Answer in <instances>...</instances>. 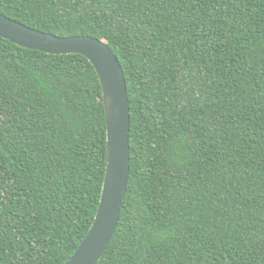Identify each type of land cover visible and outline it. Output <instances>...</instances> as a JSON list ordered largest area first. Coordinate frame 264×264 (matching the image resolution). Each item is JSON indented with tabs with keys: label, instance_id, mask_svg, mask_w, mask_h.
<instances>
[{
	"label": "trees",
	"instance_id": "1",
	"mask_svg": "<svg viewBox=\"0 0 264 264\" xmlns=\"http://www.w3.org/2000/svg\"><path fill=\"white\" fill-rule=\"evenodd\" d=\"M105 8L0 0L1 14L37 31L104 41L130 88L129 180L143 199L126 195L121 219L139 215L141 239L130 245L119 222L97 264H264V0H188L181 7L133 0ZM61 15L73 23L71 31L54 24ZM149 46L156 68L145 87V77L133 75L140 62L129 64L126 52ZM0 50L24 71L20 79L7 74L3 89L10 115L0 116V264H66L87 237L102 196L108 148L101 82L82 55L48 54L2 38ZM57 61L61 72L40 71ZM69 69L72 85L63 75ZM73 86L79 107L91 104L100 119V132L88 124L79 140L80 129L63 120ZM101 136L103 168L87 172L82 149L91 152ZM70 164L78 172L79 218L56 235L30 234L50 218L38 194L61 190ZM31 248L43 255L27 257Z\"/></svg>",
	"mask_w": 264,
	"mask_h": 264
},
{
	"label": "water",
	"instance_id": "2",
	"mask_svg": "<svg viewBox=\"0 0 264 264\" xmlns=\"http://www.w3.org/2000/svg\"><path fill=\"white\" fill-rule=\"evenodd\" d=\"M0 38L17 46L48 54L82 55L96 69L102 92L103 89L105 92L103 101L110 133V164L106 190L100 200V211L98 209L87 237L66 264H97L115 236L124 197L126 198L128 174L130 176V102L119 60L108 45L99 39L90 36L58 37L27 27L1 13ZM117 171L119 185L114 191L113 180Z\"/></svg>",
	"mask_w": 264,
	"mask_h": 264
},
{
	"label": "snow or ice",
	"instance_id": "3",
	"mask_svg": "<svg viewBox=\"0 0 264 264\" xmlns=\"http://www.w3.org/2000/svg\"><path fill=\"white\" fill-rule=\"evenodd\" d=\"M41 3L45 2V0H40ZM76 3H81L83 5H90V4H96L97 6L104 5L106 6L105 9H114L120 7L121 4L125 3H131L133 0H75ZM136 3H142L143 0H134ZM157 3L164 5V6H170L172 4H175L177 7L181 6H187L188 0H156ZM231 3H236V0H230ZM108 20L109 24L113 23V20L111 17H104ZM54 24L57 27L66 28L67 30L71 31L73 29V23L65 18V16L61 15L59 20H54ZM115 28H119V24L114 25ZM116 39H119V37H116ZM113 42V37H109V43ZM107 47V46H106ZM28 49V48H25ZM153 50L149 46L148 48H141L140 52H126V58L129 62V64H132L135 66V62L138 60L140 62V67L137 68L136 73L133 75L136 76L137 79L140 78V76H144V86H148V80L151 79V76L155 72L156 68V61L152 55ZM16 57H7L5 52L0 50V116L4 115H10L5 111V102L3 99V89H4V83L7 79V74H13L17 79H20L24 75L23 71V65L17 66L15 64ZM37 59H42L41 57H37ZM8 60V63H5V61ZM61 64L60 61H57L55 65L48 63L44 65V68L40 69L41 72L47 74L51 71L61 72L62 69L59 67ZM39 67V66H38ZM65 67H67L65 65ZM19 69V71H17ZM139 73V75H137ZM63 75L67 79L68 83L70 85L73 84V77L71 75V70L67 72H63ZM71 94L65 95V112L63 114V120L68 123L69 125H76L80 129V137L77 139L84 138V132L88 124H95L97 125L95 132L93 134H98L100 132V128L98 125L100 124L99 116H93V108L91 104L87 107V109H81L79 105L76 103V101L73 99V96L79 91L78 88L75 86L71 87L67 90ZM126 91H127V98L129 101V92L130 88L126 84ZM103 96H105V92L103 89ZM106 105V103H105ZM153 116H157L156 112H153ZM106 133H107V148H108V164L106 169V178L104 180V185L102 189V197L104 195V192L106 190V180L108 175V169H109V156H110V133H109V125H108V118H107V110H106ZM103 137H99V143L96 140L92 141V147L93 150L91 152H87L84 149V157L82 159L86 158L88 160L87 165L85 166L84 170L87 172H90L93 168H103V148L104 144L102 143ZM85 144H87V140H85ZM2 147V145H0ZM99 153V155H97ZM130 169V167H129ZM77 172V168L75 164H70V166L66 167L62 171V179L60 181V184L63 185V188L59 191L49 189L47 193L40 192L38 194L39 197H45L48 201V214H49V220L47 227L43 225L42 222H39L37 225V228L31 229L30 234L36 231H43L45 233H51L52 235H56L57 233H60L64 231L68 226L71 224H74L76 219L79 218V214L81 212V208L77 203H75L76 199L78 198V195L80 194V186L77 184L76 179L73 177V173ZM130 172V170H129ZM78 174V172H77ZM91 175L88 176L89 183L91 182ZM119 185V174L118 171L114 174V180H113V190L115 191L118 188ZM60 186L57 185V189H59ZM91 191V189H89ZM126 195L132 196L133 200H135L137 197H140V199H143V194L135 192V190L130 186V180H129V174L126 181ZM125 195V196H126ZM125 199V197H124ZM123 199V200H124ZM95 202V198H93V203ZM101 208V206H100ZM100 211V209H99ZM3 215L2 209H0V216ZM32 215H36V213L33 211ZM119 222L121 224V232L124 231L125 227L128 229V243L130 245L132 244H138L141 237L137 235V224L140 222V216L137 215L135 219L129 218L128 220H122L121 215L119 216ZM34 238H36L34 236ZM50 239V236H46L45 240ZM33 253L36 254L37 257L43 255L42 252H40L36 248H31L26 250L25 255L29 258L33 256ZM20 264H24L23 260H21Z\"/></svg>",
	"mask_w": 264,
	"mask_h": 264
}]
</instances>
